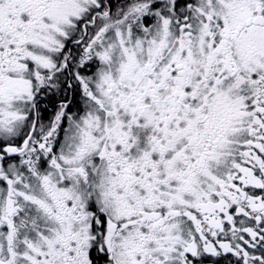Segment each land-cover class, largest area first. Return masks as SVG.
Wrapping results in <instances>:
<instances>
[{"label":"snow or ice","instance_id":"1","mask_svg":"<svg viewBox=\"0 0 264 264\" xmlns=\"http://www.w3.org/2000/svg\"><path fill=\"white\" fill-rule=\"evenodd\" d=\"M0 264H264V0H0Z\"/></svg>","mask_w":264,"mask_h":264}]
</instances>
